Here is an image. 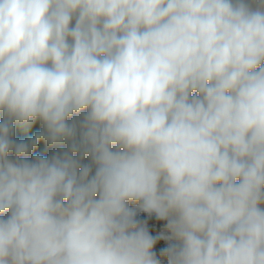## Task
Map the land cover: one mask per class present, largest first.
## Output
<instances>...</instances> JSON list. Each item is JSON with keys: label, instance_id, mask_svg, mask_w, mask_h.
Listing matches in <instances>:
<instances>
[{"label": "clouds", "instance_id": "obj_1", "mask_svg": "<svg viewBox=\"0 0 264 264\" xmlns=\"http://www.w3.org/2000/svg\"><path fill=\"white\" fill-rule=\"evenodd\" d=\"M0 264H264V0H0Z\"/></svg>", "mask_w": 264, "mask_h": 264}, {"label": "trees", "instance_id": "obj_2", "mask_svg": "<svg viewBox=\"0 0 264 264\" xmlns=\"http://www.w3.org/2000/svg\"><path fill=\"white\" fill-rule=\"evenodd\" d=\"M53 150H55V149H53ZM53 150H49V152H46L45 154H50V151H53Z\"/></svg>", "mask_w": 264, "mask_h": 264}]
</instances>
